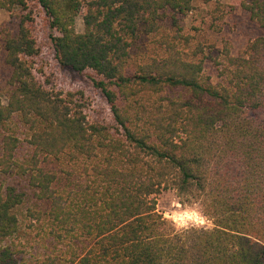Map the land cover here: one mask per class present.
<instances>
[{
  "label": "trees",
  "instance_id": "obj_1",
  "mask_svg": "<svg viewBox=\"0 0 264 264\" xmlns=\"http://www.w3.org/2000/svg\"><path fill=\"white\" fill-rule=\"evenodd\" d=\"M211 1L0 0V12L20 11L0 41L11 72L0 176L25 180L41 205L24 228L30 194L0 187V264H264V34L225 48L208 74L179 22ZM239 1L264 31V0ZM30 2L59 66L100 78L111 121H90L36 76ZM164 29L176 34L156 42L159 55L133 64L134 45ZM165 192L211 225L177 228L158 210Z\"/></svg>",
  "mask_w": 264,
  "mask_h": 264
},
{
  "label": "rangeland",
  "instance_id": "obj_2",
  "mask_svg": "<svg viewBox=\"0 0 264 264\" xmlns=\"http://www.w3.org/2000/svg\"><path fill=\"white\" fill-rule=\"evenodd\" d=\"M195 5V10L189 15L181 17L179 22L184 37L181 43L183 46L185 45L184 47L191 55L197 52L196 58H210L205 59L208 74L216 73L211 58H217L225 48L235 55L250 41L264 34L258 25L251 22L247 13L240 9L239 0H212L209 4L197 2ZM30 11H32L36 22L35 36L40 49L39 55L34 59L36 76L49 89L65 94L71 93L75 103L82 107L90 121L104 123L111 121L110 106L100 90L94 85V80L100 78L90 70L78 74L62 69L57 63L54 50L48 39L47 20L43 11L33 2L29 3V8L25 13ZM19 15L20 11L0 12V41L4 32L15 30ZM76 29L78 32L84 30L81 16L77 19ZM175 34L174 30L164 29L162 36H143L133 47L131 62L135 64L158 56L160 48L156 42L163 37L171 40ZM186 39H188V43ZM10 75V69L5 64L4 54L1 52L0 97H4L9 91ZM6 185H16L19 189L30 194V199L18 209L19 218L26 228L30 224L27 219L28 210L39 209L41 205L33 199L32 191L28 188L25 180L14 176L8 178L0 176V187ZM157 199L159 212L179 229L190 225H211L197 209L180 204L174 192H165ZM26 231L30 230L26 229ZM29 239L30 243L39 241L35 233ZM37 246L38 244H35L34 249L29 248L28 251L35 252L37 250L38 252V249L35 248Z\"/></svg>",
  "mask_w": 264,
  "mask_h": 264
}]
</instances>
